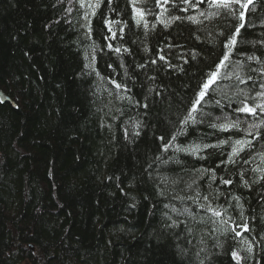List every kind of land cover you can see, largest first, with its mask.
<instances>
[{
	"label": "trees",
	"instance_id": "16d2710c",
	"mask_svg": "<svg viewBox=\"0 0 264 264\" xmlns=\"http://www.w3.org/2000/svg\"><path fill=\"white\" fill-rule=\"evenodd\" d=\"M96 3L0 0V264H237L233 252L264 264V125L245 131L264 115L233 111L220 90L233 95V78L209 92L197 123H180L238 14L205 19L207 2L175 0L164 18L181 19L165 28L155 0H138L151 9L144 28L129 0H100L92 15ZM251 7L232 59L253 76L239 88L254 104L264 76L249 69L264 64L246 57L264 61V0ZM237 117L239 130L210 126ZM237 139L251 146L232 163Z\"/></svg>",
	"mask_w": 264,
	"mask_h": 264
},
{
	"label": "snow or ice",
	"instance_id": "6c2138e0",
	"mask_svg": "<svg viewBox=\"0 0 264 264\" xmlns=\"http://www.w3.org/2000/svg\"><path fill=\"white\" fill-rule=\"evenodd\" d=\"M142 3H147V0H140ZM157 7H160L162 9V12L157 17L159 22L163 24L165 28H168L173 21L181 19L179 16H172L170 18L165 19L164 13L168 12V8L165 7V5L173 4L175 6V0H155ZM207 2L208 7L211 9H215L213 12H201L200 15L204 16L205 19H211L212 17H235L238 14V19L240 23L238 25H233L232 29L229 30L227 33L224 30H221L219 32V36L224 37V39L221 41L222 45V56L219 58L218 63L215 64V67L213 70L209 71L205 78L203 79L202 83L198 86L199 90L196 93L195 98L193 99L191 103L190 109L187 111V114L181 119L180 123L183 126H187L189 122L191 123H197V115H203L201 112L202 102L205 101V97L209 95V92L212 91L215 93L218 88H220V85L218 82L223 80H233L238 82L236 84V90L233 93V95L229 96L226 91L223 89H220L223 93L224 98H226L229 101V104H236V107L233 108V111L235 113H242L247 114L252 117H257L258 115H264V102L261 103H254L250 104L248 101L250 99H255L254 97H251L249 95V91L246 89L239 88V84H247L248 81L253 80L252 75L245 76L244 74V62L240 59H236L233 61L232 57L234 55L239 54L238 45L241 42V30L245 28L247 23V13L251 12L252 7L254 6V0H196L195 3H193V0H180V3L188 5L189 7L195 8L199 5ZM108 3H112V0H108ZM129 3L132 5V10L134 13L133 19L135 20V23L137 26H143L144 28L148 27V21L146 19V15L150 13L151 9L147 7H140L138 6V0H129ZM89 7L93 8L92 15H95V8L100 7V0H97V3L95 5L89 4ZM238 6V7H237ZM81 7H84V3L81 2ZM183 11H187V8L182 9ZM187 19L195 22L200 23L201 21H198L195 17L189 16ZM118 23V22H117ZM106 24L108 25V31L111 33V38H116V32L112 29V21H106ZM155 27V25H153ZM121 32L124 31L123 28L120 29ZM199 39V37H197ZM111 48L112 45H109ZM168 48H172L173 45H167ZM117 53L121 51L120 48L114 49ZM124 51H127V49H124ZM164 52V49L160 50V53L157 54V59L161 62H164L167 64L168 67H177L175 65H172L166 55L162 54ZM192 58L195 59V54L192 55ZM247 60L249 61H257V63L264 64V61H262L259 57L256 56H247ZM153 64L157 63V60L154 59L151 61ZM184 63H187V60L184 61ZM178 70L183 71V67L179 66ZM250 72L259 71V74L264 76V67H261L259 70L257 69H249ZM118 88L121 87V85H116ZM261 88H264V84H261ZM256 96L264 98V91L257 92ZM3 100H0V103H3ZM216 105L219 106L221 101L216 100ZM147 107V105H145ZM225 123L220 124H211V127L218 128L220 131H229L232 129L239 130L241 121L237 117L233 120H227L226 118ZM264 125V120L260 121L259 123H250L248 125V128L245 130L247 131L248 135H253V132L255 130V137H259L261 135V132L259 129L261 126ZM183 132V128L180 129V132L173 134L171 141L164 144V151H167L170 146H172V142L176 141L177 135ZM163 140V137L160 138ZM221 144L229 143V141H221ZM245 145L251 146V141H246L242 139H237L234 142H232V154L229 157V162L234 163L235 161L232 159V157L239 155L240 152L244 151ZM208 147H216V145H204V148ZM177 151H185V152H192L195 153L199 151V146L196 147H190V148H177ZM264 178V177H262ZM223 184L229 185L232 183L231 180H223ZM245 186L248 185L247 181H244ZM207 199V197H205ZM239 199L238 197L236 198ZM214 212V215L217 217L221 216L222 213L219 211H215L213 209H210ZM241 215H243L241 213ZM223 223H227V221H222ZM243 227L244 231H249V226L247 223L241 225ZM235 231V229H233ZM236 235H241L240 232H236ZM249 253L252 252V247L249 245L246 249ZM233 259L237 261V264H240V261L242 257L238 252L232 253Z\"/></svg>",
	"mask_w": 264,
	"mask_h": 264
},
{
	"label": "water",
	"instance_id": "95a60500",
	"mask_svg": "<svg viewBox=\"0 0 264 264\" xmlns=\"http://www.w3.org/2000/svg\"><path fill=\"white\" fill-rule=\"evenodd\" d=\"M0 98L5 101V100H9L2 92H0Z\"/></svg>",
	"mask_w": 264,
	"mask_h": 264
}]
</instances>
